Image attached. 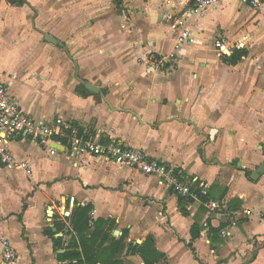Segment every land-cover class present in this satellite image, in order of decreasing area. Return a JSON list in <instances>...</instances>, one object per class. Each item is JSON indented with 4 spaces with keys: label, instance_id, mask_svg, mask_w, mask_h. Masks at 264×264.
Listing matches in <instances>:
<instances>
[{
    "label": "crops",
    "instance_id": "0c3cea01",
    "mask_svg": "<svg viewBox=\"0 0 264 264\" xmlns=\"http://www.w3.org/2000/svg\"><path fill=\"white\" fill-rule=\"evenodd\" d=\"M183 6L182 0H0V81L26 113L70 118L101 142L143 149L224 202L216 211L201 200L181 206V195L158 176L99 157L73 158L58 146L51 155L30 137H16L11 154L31 174L0 166V264L3 239L15 249V264L76 263L59 254L79 239L72 215L86 205L90 224L109 220L112 236H126L116 255L121 264H146L131 247L148 237L161 255L154 264H264V174L251 178L264 161V4L229 14L221 0L176 50L170 19L189 14V8L180 13ZM224 17L234 19V29L215 35ZM219 39L249 54L230 65L215 47ZM172 52L177 59L163 68L146 67L151 54ZM234 220L232 235L222 236ZM194 223L200 234L193 240Z\"/></svg>",
    "mask_w": 264,
    "mask_h": 264
},
{
    "label": "built area",
    "instance_id": "2783aa9c",
    "mask_svg": "<svg viewBox=\"0 0 264 264\" xmlns=\"http://www.w3.org/2000/svg\"><path fill=\"white\" fill-rule=\"evenodd\" d=\"M190 9V13L202 16L212 7H216L221 0H182ZM240 3L252 8H259L264 0H238ZM173 15L174 21L170 23L172 37L175 41V49L192 41L194 24L190 23V15ZM215 47L220 54L230 56L235 45L222 40L215 41ZM177 59V53L151 54L146 59V67L151 69L163 68L168 60ZM16 137H30L37 141L47 152L55 155L58 147L66 151L71 157H99L105 161L128 165L129 167L145 175H155L169 188L178 194L193 200H200L201 195L208 196V187L197 180L191 182L185 180L180 170L175 166L157 158L151 157L145 150L132 147L122 142H101L90 129L76 121L58 116L53 119H37L26 113L19 103L9 94L4 83L0 81V166L26 168L31 174V169L25 162L14 159L9 149V143ZM58 146V147H57ZM211 211L219 210L224 202L209 198L205 202ZM251 214L250 210L246 211ZM234 220L230 225L220 229L222 236H231V227L236 225ZM206 224V223H205ZM16 252L8 239L2 241L3 264H15Z\"/></svg>",
    "mask_w": 264,
    "mask_h": 264
},
{
    "label": "trees",
    "instance_id": "16d2710c",
    "mask_svg": "<svg viewBox=\"0 0 264 264\" xmlns=\"http://www.w3.org/2000/svg\"><path fill=\"white\" fill-rule=\"evenodd\" d=\"M248 54V48L240 47L234 49L230 56H223V60L230 65H236ZM246 173L250 178V172L246 171ZM209 198H212V195L208 189V196L201 195L200 200L205 204ZM185 200L193 199L180 196L181 206ZM91 208L90 205L76 207V210L72 215V225L77 232L79 239L72 238L65 251L62 254H59V259L62 261L77 260L76 263L65 262L63 264H98L99 262L103 264H121L120 261L117 260L116 255L124 250L126 246V236L122 235L116 238L110 234V230L114 225L112 221L99 218L94 225L90 224L89 212L91 211ZM182 211L183 214H188L185 209H182ZM107 224H110L108 228H106ZM55 228L58 230L61 229L62 226L55 223ZM45 233L53 237L56 249L63 247L62 238L54 237L53 228H48ZM199 234L198 225L194 223L191 227L192 239L194 240L198 238ZM131 249L133 252H139L143 256L146 264H154L156 260L161 258V255H159L153 248L152 237H148L143 245L137 244L136 246L131 247Z\"/></svg>",
    "mask_w": 264,
    "mask_h": 264
},
{
    "label": "rangeland",
    "instance_id": "374dc122",
    "mask_svg": "<svg viewBox=\"0 0 264 264\" xmlns=\"http://www.w3.org/2000/svg\"><path fill=\"white\" fill-rule=\"evenodd\" d=\"M223 2L225 3V5H227L229 14H236L239 9L242 10L243 12V7L245 6L242 3H239L237 0H223ZM188 7H182V10L180 13H184L186 11H188ZM204 16V15H202ZM201 17V16H200ZM175 17H172L170 20L171 22H173L175 19ZM225 19L223 20L222 23H219L218 25L213 26L212 32L215 33V35H219L221 34L223 37H225V35L227 36V32L232 31L231 29H234V19H230L229 17H224ZM188 20L190 23H193L195 28H197L198 24L200 23V18L198 15L193 14L192 12L190 13V15L188 16ZM231 20V21H230ZM198 29V28H197ZM172 32V31H171ZM228 39V38H227ZM230 40V39H229ZM239 39H231V41H237Z\"/></svg>",
    "mask_w": 264,
    "mask_h": 264
},
{
    "label": "water",
    "instance_id": "95a60500",
    "mask_svg": "<svg viewBox=\"0 0 264 264\" xmlns=\"http://www.w3.org/2000/svg\"><path fill=\"white\" fill-rule=\"evenodd\" d=\"M9 1L11 3H16V2H24L25 0H9ZM49 41H51V40L49 39ZM86 87L90 90H93V91H97V89H98L97 87H94L93 85H91L89 83L86 84ZM263 174H264V161L258 170L252 171L251 178L253 180H258ZM116 233H117V231H116Z\"/></svg>",
    "mask_w": 264,
    "mask_h": 264
}]
</instances>
